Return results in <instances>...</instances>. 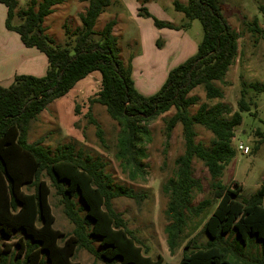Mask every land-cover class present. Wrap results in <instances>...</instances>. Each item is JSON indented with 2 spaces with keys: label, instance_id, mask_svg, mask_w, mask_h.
Instances as JSON below:
<instances>
[{
  "label": "trees",
  "instance_id": "trees-1",
  "mask_svg": "<svg viewBox=\"0 0 264 264\" xmlns=\"http://www.w3.org/2000/svg\"><path fill=\"white\" fill-rule=\"evenodd\" d=\"M64 1L28 0L26 9L15 12L17 0H0L6 9L5 29L16 33L25 48L35 49L46 58L42 77L15 75L9 86L0 85V242L6 248H0V264H78L71 259L78 249H84L103 264H163L161 257L151 259L146 255L121 214L113 208L116 198L139 196L113 184L110 175L103 173L101 161L75 152L71 145L58 146L51 155L41 142L28 143L30 121L94 72L100 75V86L88 102L104 106L120 128L116 157L131 179L144 178L146 174L143 160L144 144L149 141L147 124L174 109L165 123V137L169 140L179 123L184 150L174 161V176L162 186L168 197L164 210L168 224L164 231L170 251L189 215L199 217L215 204L202 224V233L207 236L205 244L188 240L179 264H264V185L248 200L239 201L241 186L233 182L229 187L220 181L233 157L231 140L234 129L241 124L240 112L248 111L246 89L262 93L264 84L251 82L242 88L237 111L232 112L221 102L200 104L194 114L189 111L198 102V97L190 95L197 87L203 88L208 100L222 98V90L215 82L224 79L237 56L239 35L227 24L218 0L173 2L174 10L188 21L200 22L201 41L195 54L169 70L161 87L148 96L135 88L130 62L124 65L117 56L112 33L115 22L110 20L98 34L94 32L96 20L109 0H82L87 7L80 15L81 26L72 33L64 29L67 41L63 46L56 45L45 33L44 19ZM259 10L264 16V7ZM142 11L157 28L175 29L145 9ZM15 17L16 24L12 23ZM245 25L248 32L257 34L264 42V31L256 19ZM88 117L99 142L104 144L103 131L90 112ZM195 125L211 133L209 147L195 141ZM255 134L259 138L254 145L257 151L264 133ZM195 159L206 168L212 190V199L196 206L191 205L193 191H200L202 186L193 177ZM50 186L73 226L72 233L65 238L53 228ZM13 233H20L21 237L9 246L5 241ZM255 246L261 251L259 255L254 252Z\"/></svg>",
  "mask_w": 264,
  "mask_h": 264
},
{
  "label": "rangeland",
  "instance_id": "rangeland-1",
  "mask_svg": "<svg viewBox=\"0 0 264 264\" xmlns=\"http://www.w3.org/2000/svg\"><path fill=\"white\" fill-rule=\"evenodd\" d=\"M174 1L109 0L108 7L94 25V32L98 34L108 21L115 22L112 33L116 39L117 56L124 65L130 62L135 88L144 96L154 94L164 83L168 71L194 55L201 41L200 22L196 19L188 21L182 13L176 12L173 8ZM176 1L185 4L187 0ZM218 2L227 24L239 35L237 56L224 79L215 82L222 90V98L208 100L202 87L195 88L190 95L198 97V102L190 107L191 114L195 113L200 104L210 106L216 102L228 105L232 112L237 111L241 89L247 88L251 82L264 84V42L257 34L248 32L245 25L256 19L258 26L264 31V16L259 10L260 6L264 7V0ZM27 3L28 0H17L15 12L26 9ZM86 7L87 2L82 0H65L63 4L56 5L52 14L44 19L45 33L56 45L63 46L67 41L64 29L72 33L80 28V15ZM142 9L154 18L171 24L175 29L157 28L151 18L142 15ZM5 16L6 9L0 4V72L12 68L16 72L11 75V79L16 74L43 76L46 69L45 56L35 49L25 48L16 33L6 30ZM16 19L15 17L12 23H18ZM10 59L16 61L11 63ZM7 83L6 80L0 79L1 86L6 87ZM99 86L100 75L94 72L79 81L66 96L50 103L30 121L28 143L41 142L51 155L58 146L71 145L75 152L80 151L83 156L101 161L103 173L110 175L113 184L125 187L139 196L137 199L119 197L114 199L112 204L143 251L147 252L146 255L151 259L161 257L163 264H179L188 240L193 239L199 245L205 244L207 236L202 233V224L215 204L205 209L199 217L189 215L187 225L175 248L170 251L164 231L168 224L164 215L168 197L163 193L162 186L174 176V161L184 150L179 123L172 129L169 140L165 137V123L174 114V109L147 124L149 141L144 144L146 157L143 160L146 174L144 178L131 179L122 161L116 157V140L120 128L108 116L104 106L88 102ZM245 100L249 103L248 111L240 112L241 124L234 129V137L231 140L233 157L220 177L223 185L231 187L234 182L241 186L239 201L248 200L264 185V141L258 150L254 151L255 142L259 139L255 132L264 133V92L254 93L247 88ZM88 112L103 131L104 144L99 142L96 128L89 122ZM194 131L195 141L206 148L209 147L211 133L199 125L194 126ZM238 143L247 146L249 153L244 155L238 151ZM192 166L193 177L199 180L202 186L200 191H193L191 205L196 206L205 199H212V190L209 174L203 164L195 159ZM44 179L50 185L49 180ZM23 191H27L25 187ZM54 192L50 186L48 200L54 216L53 228L63 233L65 238L72 233L73 226L64 216L59 198ZM20 237V233H13L5 242L14 246ZM1 244L0 242V248L5 250ZM254 252L257 255L261 253L258 246H255ZM71 259L78 264H103L84 249H78Z\"/></svg>",
  "mask_w": 264,
  "mask_h": 264
},
{
  "label": "crops",
  "instance_id": "crops-1",
  "mask_svg": "<svg viewBox=\"0 0 264 264\" xmlns=\"http://www.w3.org/2000/svg\"><path fill=\"white\" fill-rule=\"evenodd\" d=\"M34 54V53H33ZM33 54H31V56L33 55ZM16 60H11L10 59V62L12 63V62H15ZM7 64H9L8 62H6ZM10 65V64H9ZM46 70V69H45ZM15 72L16 71H13L12 70V68L9 70V69H7L6 70V72H0V79H4V80H6V82H8L7 84V86H9L10 85V83L12 82V79H13V77L15 76H13L12 77V79H11V75L14 73L15 74ZM45 74V73H44ZM16 75H18V74H16ZM32 76V75H31ZM35 77H37V76H35ZM40 77H42V76H40ZM6 86V87H7ZM2 87H4V86H2Z\"/></svg>",
  "mask_w": 264,
  "mask_h": 264
},
{
  "label": "built area",
  "instance_id": "built-area-1",
  "mask_svg": "<svg viewBox=\"0 0 264 264\" xmlns=\"http://www.w3.org/2000/svg\"><path fill=\"white\" fill-rule=\"evenodd\" d=\"M237 150L240 151L242 154L246 155L249 153V149L247 146H244L242 143H238Z\"/></svg>",
  "mask_w": 264,
  "mask_h": 264
}]
</instances>
